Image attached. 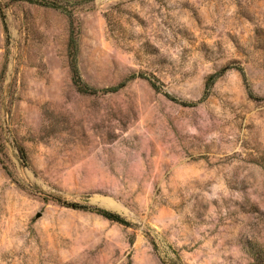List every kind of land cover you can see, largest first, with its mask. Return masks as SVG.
Returning a JSON list of instances; mask_svg holds the SVG:
<instances>
[{"label": "rangeland", "instance_id": "374dc122", "mask_svg": "<svg viewBox=\"0 0 264 264\" xmlns=\"http://www.w3.org/2000/svg\"><path fill=\"white\" fill-rule=\"evenodd\" d=\"M0 264H264V0H0Z\"/></svg>", "mask_w": 264, "mask_h": 264}, {"label": "trees", "instance_id": "16d2710c", "mask_svg": "<svg viewBox=\"0 0 264 264\" xmlns=\"http://www.w3.org/2000/svg\"><path fill=\"white\" fill-rule=\"evenodd\" d=\"M68 56H69V60H70V65H71V71L73 74L72 80H73V84L76 86L78 92L82 93V94H91L94 95L97 90L92 89V88H87L84 87V85L81 82V79L78 75V70H77V66H76V60H75V50L73 47V43L72 40L69 41L68 44ZM217 76L216 75H212L210 76L207 81H206V87H209L210 85H212L215 81V78ZM121 86H123V84H119L117 87H113L110 89H106V92H116L118 89L121 88ZM20 156L22 159H25V153L24 150L22 149V147L18 148ZM60 202V201H57ZM67 208L73 209V210H87L89 212H93L97 215H99L100 217L111 221V222H115L117 224L123 225V226H129V223H127L122 217H120L118 214L106 211V210H102V209H96V208H90V209H86L84 207H81L77 204L74 203H70V204H66L65 205Z\"/></svg>", "mask_w": 264, "mask_h": 264}]
</instances>
